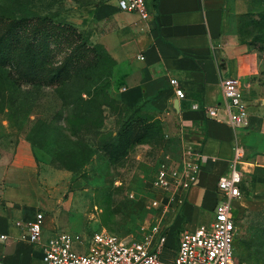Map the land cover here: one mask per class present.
Returning <instances> with one entry per match:
<instances>
[{"label":"rangeland","instance_id":"1","mask_svg":"<svg viewBox=\"0 0 264 264\" xmlns=\"http://www.w3.org/2000/svg\"><path fill=\"white\" fill-rule=\"evenodd\" d=\"M101 8L107 20L96 18ZM113 9L119 11L117 0H0V159L11 157L23 141L46 155L41 185L45 198L56 205L48 212L56 214L55 233L86 237L107 231L137 241L157 229L169 236L183 203L167 195L154 207L153 180L161 165L178 163L184 145L192 141L178 117L153 103L124 106L121 71L102 62L104 52L109 53L105 39L115 29L109 19ZM230 11L232 25L222 42L257 56L264 88V0H233ZM23 12L38 17L32 22L36 27L12 33L11 18ZM45 17L48 21H41ZM43 27L54 34L49 56L36 68L43 78L27 79L20 62L26 60L27 47L40 52L41 43L33 45V31ZM11 38L15 66L4 61ZM63 65L68 72L50 82ZM93 68L87 80L76 77ZM92 100L101 112L93 105L88 112L79 109ZM257 179L264 180V172ZM252 196L263 199L262 209L240 214L236 203L233 208L241 216L237 257L264 264V191ZM170 244L162 251L166 261Z\"/></svg>","mask_w":264,"mask_h":264},{"label":"crops","instance_id":"2","mask_svg":"<svg viewBox=\"0 0 264 264\" xmlns=\"http://www.w3.org/2000/svg\"><path fill=\"white\" fill-rule=\"evenodd\" d=\"M232 3L233 0H146L147 20L119 8L120 12L110 11L115 29L104 44L121 71L118 78L124 81L119 86L123 103L134 107L147 101L167 115L174 114L190 135L188 139L199 143L204 155L199 181L182 195L179 215L169 227L173 234L167 240L171 243L167 262L174 261L179 232L195 231L213 222L218 181L230 172L235 131L191 109L193 103L202 107L223 105L224 79L241 82L250 114V127L238 131L245 157L241 165L243 197L235 205L240 207V214L247 209H262L263 199L252 196L253 192L264 191V180L257 179L264 172V88L258 76L261 65L245 47L233 48L222 42L232 25ZM103 10L95 11L97 19H108ZM174 80L187 96L180 102V111L174 108ZM45 163L46 155L28 141L21 142L11 157L0 159V236H7L0 239V264H44L43 248L23 236L25 226L43 211V242L57 234L56 214H48L56 205L45 198L41 185Z\"/></svg>","mask_w":264,"mask_h":264},{"label":"built area","instance_id":"3","mask_svg":"<svg viewBox=\"0 0 264 264\" xmlns=\"http://www.w3.org/2000/svg\"><path fill=\"white\" fill-rule=\"evenodd\" d=\"M122 12L136 13L143 20L149 18L146 0H118ZM175 95L182 103L187 96L173 81ZM224 95L223 105L204 106L193 103L191 109L203 112L206 119L224 122L235 131L233 158L228 175L221 177L217 185L218 200L215 218L209 226L195 231L183 230L173 262L162 258L166 247L167 232L155 231L144 240H129L107 231L92 236L72 235L61 232L44 243L43 229L45 213L39 212L34 222L25 226L26 238L32 244L43 248L44 264H247L238 260L236 240L238 220L234 204L243 197V172L241 165L245 157L244 148L239 144L238 131L250 127L248 105L243 99L242 85L239 80L224 79L221 83ZM200 144L186 143L178 163L163 164L153 180L156 197L153 206L160 207L163 199L170 195L174 201L183 203L182 195L199 181L202 170L203 152ZM168 209V207H167ZM166 211V210H165ZM18 227H24L17 223ZM5 240L7 236L1 235Z\"/></svg>","mask_w":264,"mask_h":264},{"label":"trees","instance_id":"4","mask_svg":"<svg viewBox=\"0 0 264 264\" xmlns=\"http://www.w3.org/2000/svg\"><path fill=\"white\" fill-rule=\"evenodd\" d=\"M21 14H22V16H18V17L15 16V17L11 18V21L9 23V27H10V31L12 33H15V32H21L22 33V32H25L26 30H28L30 28L36 27L35 24H32V22L37 20L38 17H36L35 15L25 16V14H27V12H23ZM0 16L3 17V14L1 12H0ZM42 20L47 22L48 18L45 17V18H42L41 21ZM26 22H28L29 25L26 24ZM57 30L59 31L60 27H58ZM33 34L35 35V37H34L35 42L33 43V45L37 44V43L38 44L41 43L40 44L41 50H40V52H35L33 50V48L27 47L25 49L26 60H22L20 62V65L24 66V69L26 71V72L24 71L25 78H27V79H34V78L38 79L39 78L40 79V78H43L40 75L41 71L39 69H36V68H37V65L39 63L42 64L41 62L45 61V59H47V57L49 56V51H48L49 50V41L54 36V34L52 33V31L45 29V27H43L42 29H40V28L34 29ZM14 42H15L14 39L11 38L10 43H9V49H8L7 53L5 54L6 57L4 58V61L6 63H10V65L13 64V66H15V64H16L15 59L11 57V53H12V51H14V49H12L14 47ZM102 62L103 63L110 62L112 68L116 67V65H117V62L107 52H104V57H103ZM17 65H18V63H17ZM93 70H94V68L88 69V70H83L76 77L87 80V78H89V76ZM39 71H40V73H38ZM67 72H68L67 66L63 65L61 67V69L58 70L57 74L54 77H50V82H56L57 77L60 78L62 74L67 73ZM74 78L75 77H73V79ZM64 85H66V83H64ZM88 94H91V92H88ZM91 105H93V108L96 111L101 112V107L98 103H96L95 100L86 102V106L85 107L81 106V107H79V109H81L84 112H88L89 107ZM124 106L126 108H129L125 104H124ZM116 110H119L118 106L116 107ZM236 251H237V240H236ZM239 261H241V260H239ZM241 262H244V261H241Z\"/></svg>","mask_w":264,"mask_h":264},{"label":"water","instance_id":"5","mask_svg":"<svg viewBox=\"0 0 264 264\" xmlns=\"http://www.w3.org/2000/svg\"><path fill=\"white\" fill-rule=\"evenodd\" d=\"M174 108L177 110V111H180V101L177 99L174 103Z\"/></svg>","mask_w":264,"mask_h":264}]
</instances>
